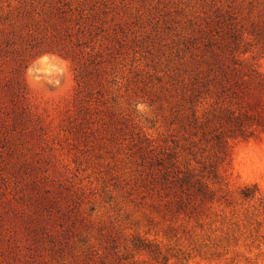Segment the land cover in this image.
I'll use <instances>...</instances> for the list:
<instances>
[{
    "label": "rangeland",
    "instance_id": "1",
    "mask_svg": "<svg viewBox=\"0 0 264 264\" xmlns=\"http://www.w3.org/2000/svg\"><path fill=\"white\" fill-rule=\"evenodd\" d=\"M207 44L264 75V0H0V264H264L263 133L197 220L151 181L206 160L175 111Z\"/></svg>",
    "mask_w": 264,
    "mask_h": 264
},
{
    "label": "trees",
    "instance_id": "2",
    "mask_svg": "<svg viewBox=\"0 0 264 264\" xmlns=\"http://www.w3.org/2000/svg\"><path fill=\"white\" fill-rule=\"evenodd\" d=\"M232 37L236 41L238 34ZM207 46L210 56L194 64L188 73L176 103L179 110L175 111L185 118L182 128L188 146L184 151L195 159V147L203 144L201 154L207 150L206 160L196 161L200 166L197 173L187 167L190 162L183 168L176 166L173 154L166 162L158 157L150 163L154 166L151 181L166 199L168 212L189 220H197L212 203L216 185L227 184L225 166L230 162V141L264 134V75L242 65L235 56L228 59L212 50L210 44ZM241 194L248 198L252 193L244 189Z\"/></svg>",
    "mask_w": 264,
    "mask_h": 264
},
{
    "label": "clouds",
    "instance_id": "3",
    "mask_svg": "<svg viewBox=\"0 0 264 264\" xmlns=\"http://www.w3.org/2000/svg\"><path fill=\"white\" fill-rule=\"evenodd\" d=\"M139 107H140V108H143L144 106H143V105H140Z\"/></svg>",
    "mask_w": 264,
    "mask_h": 264
}]
</instances>
